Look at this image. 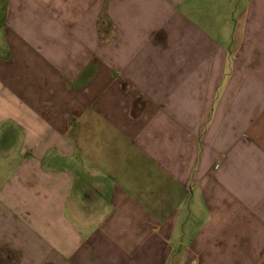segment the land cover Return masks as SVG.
Here are the masks:
<instances>
[{"label": "crops", "instance_id": "obj_1", "mask_svg": "<svg viewBox=\"0 0 264 264\" xmlns=\"http://www.w3.org/2000/svg\"><path fill=\"white\" fill-rule=\"evenodd\" d=\"M0 264H264V0H0Z\"/></svg>", "mask_w": 264, "mask_h": 264}]
</instances>
